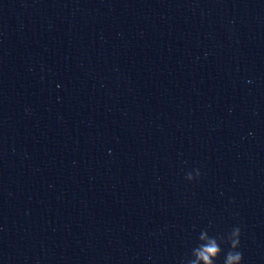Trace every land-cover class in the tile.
I'll return each instance as SVG.
<instances>
[{
    "label": "water",
    "instance_id": "water-1",
    "mask_svg": "<svg viewBox=\"0 0 264 264\" xmlns=\"http://www.w3.org/2000/svg\"><path fill=\"white\" fill-rule=\"evenodd\" d=\"M235 226L264 264V0H0V264H186Z\"/></svg>",
    "mask_w": 264,
    "mask_h": 264
},
{
    "label": "clouds",
    "instance_id": "clouds-1",
    "mask_svg": "<svg viewBox=\"0 0 264 264\" xmlns=\"http://www.w3.org/2000/svg\"><path fill=\"white\" fill-rule=\"evenodd\" d=\"M188 172L185 179L193 181L199 179L201 173L199 169ZM242 231L239 226H235L229 233L223 235L210 236L207 229L202 230L198 236L199 243L192 249V258L186 260V264H216L223 249L222 244H227L229 250L224 254L223 264H242L243 253L239 250L241 245Z\"/></svg>",
    "mask_w": 264,
    "mask_h": 264
}]
</instances>
